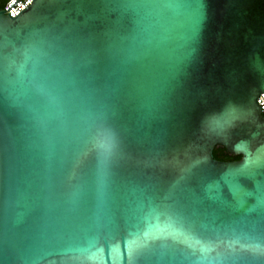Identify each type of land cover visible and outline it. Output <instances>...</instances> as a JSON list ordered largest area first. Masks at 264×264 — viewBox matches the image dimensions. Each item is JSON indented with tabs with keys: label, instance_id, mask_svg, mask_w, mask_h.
<instances>
[{
	"label": "water",
	"instance_id": "95a60500",
	"mask_svg": "<svg viewBox=\"0 0 264 264\" xmlns=\"http://www.w3.org/2000/svg\"><path fill=\"white\" fill-rule=\"evenodd\" d=\"M5 11L0 264H264V0Z\"/></svg>",
	"mask_w": 264,
	"mask_h": 264
},
{
	"label": "built area",
	"instance_id": "2783aa9c",
	"mask_svg": "<svg viewBox=\"0 0 264 264\" xmlns=\"http://www.w3.org/2000/svg\"><path fill=\"white\" fill-rule=\"evenodd\" d=\"M1 1H2V9L6 10L5 12L8 14L10 13L13 17L17 16L22 10H24L27 6H29V4H32L33 2V0H19V1L1 0ZM9 7L11 8L9 9ZM258 102L262 106V109L264 111V92L260 94L258 98Z\"/></svg>",
	"mask_w": 264,
	"mask_h": 264
},
{
	"label": "trees",
	"instance_id": "16d2710c",
	"mask_svg": "<svg viewBox=\"0 0 264 264\" xmlns=\"http://www.w3.org/2000/svg\"><path fill=\"white\" fill-rule=\"evenodd\" d=\"M214 155L217 159L224 160V161H232V160L240 159V156H234V155H231L225 152V147L222 145H218L215 147Z\"/></svg>",
	"mask_w": 264,
	"mask_h": 264
},
{
	"label": "flooded vegetation",
	"instance_id": "af4514ba",
	"mask_svg": "<svg viewBox=\"0 0 264 264\" xmlns=\"http://www.w3.org/2000/svg\"><path fill=\"white\" fill-rule=\"evenodd\" d=\"M1 4H2V1L0 0V7L2 8V5Z\"/></svg>",
	"mask_w": 264,
	"mask_h": 264
}]
</instances>
